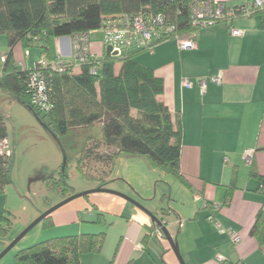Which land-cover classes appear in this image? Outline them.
I'll use <instances>...</instances> for the list:
<instances>
[{
    "label": "crops",
    "instance_id": "0c3cea01",
    "mask_svg": "<svg viewBox=\"0 0 264 264\" xmlns=\"http://www.w3.org/2000/svg\"><path fill=\"white\" fill-rule=\"evenodd\" d=\"M214 1L227 10L253 2ZM231 29L240 36H232ZM98 33L99 39H90ZM102 39L100 30L88 34L94 57L105 55ZM52 40V59H69L71 38ZM188 41L194 48L181 49L180 44ZM6 52L7 42L0 38V71ZM12 55L22 69L34 68L42 57L49 60L39 44L28 48L18 43ZM135 60L162 80L160 99L174 121L181 123L184 183L173 177L176 188L160 171V180H155L162 188L157 192L156 184L154 194L149 193L138 182V168L148 170L147 162L122 155L114 165L117 178L113 182L122 183L116 191L154 214L166 212V230L176 240L184 264H219L217 257L224 264H264V242L259 243L250 233L257 215L264 212V192L257 179L264 176V29L260 16H239L162 41ZM119 68L117 64L115 74ZM73 71L79 73L77 67ZM210 77H220V84L209 81L202 92L197 82ZM183 79L193 86H182ZM246 151L253 153L249 164ZM99 194L83 196L85 201L65 212H53L50 231L61 229L66 234L51 238L104 233L100 252L84 254L81 264H180L168 241L153 234L156 227L144 211L122 197ZM210 218L238 234L240 242L234 245L227 234L215 229Z\"/></svg>",
    "mask_w": 264,
    "mask_h": 264
},
{
    "label": "trees",
    "instance_id": "16d2710c",
    "mask_svg": "<svg viewBox=\"0 0 264 264\" xmlns=\"http://www.w3.org/2000/svg\"><path fill=\"white\" fill-rule=\"evenodd\" d=\"M200 2L212 10L219 4L214 0H0V38L7 37L0 92L27 108L58 141L72 130L99 124L101 141H88L77 157V170L84 178L97 181V188L105 189L122 155L143 158L150 168L184 183L180 173L181 123L174 121L160 99L162 80L135 58L162 41L196 32L199 27L192 24V10ZM122 15L151 19L158 33L146 47L131 48L120 56L105 54L97 58L90 51L89 63L78 65L71 59L64 60L68 64L62 72L39 68V60L34 68L22 69L13 59L14 46L24 43L28 48L39 44L52 60L50 40L88 35L99 31L105 18ZM253 15L260 16L264 29V6ZM117 64L120 68L115 74ZM76 67L79 73L73 71ZM38 71L46 79L50 107L45 111L31 102L29 80ZM6 137L5 120L0 114V142ZM66 164L67 159L57 178L51 175L43 179L62 200L74 194L66 183ZM12 165V152L10 156L0 155V194L11 183ZM96 166L101 169L99 173ZM257 179L264 192V176ZM43 220L44 227L51 230L52 218ZM250 233L259 243L264 242V212L257 215ZM104 239V233L51 238L18 252L16 264H81L84 254L100 252Z\"/></svg>",
    "mask_w": 264,
    "mask_h": 264
},
{
    "label": "rangeland",
    "instance_id": "374dc122",
    "mask_svg": "<svg viewBox=\"0 0 264 264\" xmlns=\"http://www.w3.org/2000/svg\"><path fill=\"white\" fill-rule=\"evenodd\" d=\"M96 38H100L99 33L90 35L91 40ZM1 41L2 43L7 42V37L3 35ZM0 114L3 115L5 120L6 140L13 159L10 172L11 183L6 185L0 194V233H4L0 235L1 254L36 219L62 201L60 195L48 189L43 179L51 175L57 178L64 158L67 159L66 183L74 193L73 195L93 191L97 188V181L84 178L77 170V157L88 141H101L102 132L101 126L96 124L87 129L72 130L58 141L27 108L15 101L8 100V97L1 92ZM146 169L148 170L138 168L140 172L138 182L145 187L147 192L154 194L156 184L158 185L157 192L162 188L161 183L156 182L157 179L161 178V174L159 170ZM95 171L98 173L101 171L99 166L95 167ZM115 171L114 167L107 179L106 189L125 195L116 191V187L122 183L117 182L118 184H116L113 182L117 178ZM148 175L149 178L147 177ZM166 177L168 178L164 179L170 185L173 184L174 187H178L172 176L168 175ZM148 179L149 181L146 182ZM96 195L101 194H89V196ZM125 196L131 199L128 195ZM85 199L86 197H79L58 210L65 212L75 208ZM132 201L137 204L136 207L139 205L142 207L138 201ZM165 208H167V205ZM43 221L39 222L21 238L0 259V264H16L15 256L21 250L48 240L51 236L66 234L62 233L61 229L52 231L46 229Z\"/></svg>",
    "mask_w": 264,
    "mask_h": 264
},
{
    "label": "built area",
    "instance_id": "2783aa9c",
    "mask_svg": "<svg viewBox=\"0 0 264 264\" xmlns=\"http://www.w3.org/2000/svg\"><path fill=\"white\" fill-rule=\"evenodd\" d=\"M264 6V0H253L250 6H242L236 9H229L225 13L223 12V6L217 4L215 9L209 8V5L204 2L198 3L192 10V24L199 28L213 25L217 22L227 21L243 16L249 17L254 10L262 9ZM169 30V29H168ZM103 35L102 43L104 47L110 46L113 52H116L118 56L123 53L128 52L134 47H146L152 38L158 33V29L154 26L153 20H144L141 16H115L107 17L100 29ZM232 36H240V32L234 29L230 30ZM177 39V36L175 37ZM181 49L194 48V43L192 41L182 42L180 44ZM148 52H152V48H149ZM27 55V54H26ZM90 58H92L89 49L88 35L82 34L72 39V55L69 57L75 64H85L89 63ZM59 57L46 60L42 57L38 61L39 68H48L51 71L62 72L66 69L68 62ZM90 73L94 74L95 70L91 69ZM220 84V77H210L203 78L197 82V85L202 92L205 91L208 82ZM182 86L191 88L193 83L187 79L182 80ZM29 89L31 91V102L32 104L42 110H48V97H47V87L46 79L41 72H34L30 76ZM0 155L10 156L11 150L8 146L7 140L0 142ZM253 153L251 151H246L244 153L245 161L249 164L251 162ZM214 224L215 229L220 232L227 234L230 241L237 245L241 238L238 234L231 231V229L223 228L218 222L210 218ZM153 234L160 240H162L163 233L160 229L155 228ZM216 261L219 264H224L225 260L222 257H217ZM240 264V263H236Z\"/></svg>",
    "mask_w": 264,
    "mask_h": 264
},
{
    "label": "water",
    "instance_id": "95a60500",
    "mask_svg": "<svg viewBox=\"0 0 264 264\" xmlns=\"http://www.w3.org/2000/svg\"><path fill=\"white\" fill-rule=\"evenodd\" d=\"M66 38V37H64ZM105 54L107 56H112V57H116L118 56V54L116 52H113L111 47L108 46L106 47L105 49ZM65 160L66 158H64V161L63 163L65 164ZM91 193H108V194H113V195H116V196H119V197H122L124 198L125 200H127L128 202H130L131 204L133 205H137L136 203H134L130 198H127L125 195H122L118 192H113V191H109L107 189H102V188H96L95 190L93 191H89V192H84V193H81V194H76V195H72L64 200H62L60 203H58L57 205H55L54 207H52L51 209H49L47 212H45L44 214H42L38 219H36L30 226H28L24 231L23 233L13 242L11 243L9 246H7L3 251L2 253L0 254V259L5 256L13 247L14 245L21 239L23 238L33 227H35L39 222H41L44 218H46L47 216H50L53 212H55L56 210H58L59 208H61L62 206L68 204L69 202L79 198V197H83V196H86V195H89ZM138 208H140L142 211H144L151 219V222L153 223V225L160 229L161 232L163 233V237L164 239H166L168 241V243L170 244L172 250L174 251L176 257L178 258L180 264H184L183 261H182V258L180 256V253H179V250H178V245H177V242L175 239L171 238V236L169 235L168 231L166 230V227H165V223H164V220L163 218L166 216V212L164 210H162L160 213L157 212V213H152L148 210H146L145 208L143 207H140L137 206ZM160 216V217H158Z\"/></svg>",
    "mask_w": 264,
    "mask_h": 264
}]
</instances>
